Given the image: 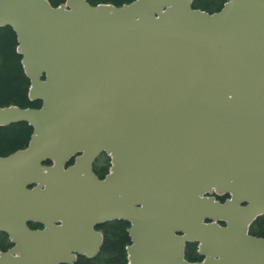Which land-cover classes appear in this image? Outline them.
<instances>
[{
    "label": "water",
    "instance_id": "obj_1",
    "mask_svg": "<svg viewBox=\"0 0 264 264\" xmlns=\"http://www.w3.org/2000/svg\"><path fill=\"white\" fill-rule=\"evenodd\" d=\"M195 1L0 0L29 98L43 101L0 107V126L34 128L0 156V230L15 241L0 264H71L84 227L115 219L131 224L129 264H264V237L249 233L264 213V0L213 12ZM102 150L108 177L77 181ZM62 175L64 224L31 229L28 184L48 181L56 196ZM192 241L202 261L186 259Z\"/></svg>",
    "mask_w": 264,
    "mask_h": 264
},
{
    "label": "flooded vegetation",
    "instance_id": "obj_2",
    "mask_svg": "<svg viewBox=\"0 0 264 264\" xmlns=\"http://www.w3.org/2000/svg\"><path fill=\"white\" fill-rule=\"evenodd\" d=\"M224 2H223V5H224ZM261 96L263 97L262 103L264 104V94ZM40 101L42 105L43 101L42 100ZM261 117L263 118V122H264V108L261 110ZM10 125L11 124L4 125L3 127L10 126ZM31 128L32 130H31L28 142L24 144L22 147L17 148L16 150L26 148L29 145L31 138H32V134L34 132V128L32 126ZM16 150H13L6 154H0V156L9 155ZM84 154L85 153L83 151L76 152L74 155L71 156L68 162L63 165V169H68L72 166H76L78 162L80 163V161H82ZM54 164H55V161L52 158H48L43 162V165L45 167H50V166H53ZM112 166H113L112 153L106 150H102L94 158L92 163L89 164V166L86 165V163L81 165V168L76 177V180L79 182H86L85 185H87L88 183H90L88 176L92 173L96 175L98 179L104 180L112 172ZM49 185L50 184L48 181L42 183L41 181L35 178V179H32V181L27 186V188L33 192L29 197L30 213L28 214L29 216L26 217L25 222H26V225L33 230L46 229L47 228L46 218H51L53 215H58V218L55 220L56 224L58 225L64 224V220L61 218L65 210L64 175H62L61 177H58V182H57L58 189H57L56 196H54V194L49 189ZM215 196L217 199L221 201H225L228 197H230V194H225L221 196L215 194ZM263 216H264V213L259 215L251 223L250 228H249L250 234L254 236L264 237V235L255 233V226L258 223L259 218ZM115 220H118V219H115ZM122 220H125V219H122ZM112 221L114 220L102 221L100 223H96L91 226L87 224L86 227L83 226L84 233H83V237L80 238L82 242V246H81L82 252L74 251V254L76 255V259L71 264H94L95 260H97L102 253V247H103V244L107 236V230L110 227V223ZM126 221L129 222L128 220ZM205 221L210 222V220H205ZM218 223L224 226L226 225V223L223 220L218 221ZM130 225L126 226L128 233H129L128 229ZM99 242H101L100 245H98ZM14 246H15V241L11 233L8 231L0 230V251L2 252L9 251ZM14 255L17 257L23 256L21 254H15V253ZM185 257L186 259L190 261H202L205 258V256L201 254L199 241L187 242L186 247H185Z\"/></svg>",
    "mask_w": 264,
    "mask_h": 264
},
{
    "label": "trees",
    "instance_id": "obj_3",
    "mask_svg": "<svg viewBox=\"0 0 264 264\" xmlns=\"http://www.w3.org/2000/svg\"><path fill=\"white\" fill-rule=\"evenodd\" d=\"M60 5L66 0H50ZM92 4L112 3L122 5L133 0H88ZM225 0H196L194 7L210 12L220 10ZM31 79L26 74L22 55L18 52V36L11 26L0 27V107L19 105L40 107V100H30ZM31 126L26 121L0 126V154H6L28 142ZM126 220L118 219L110 223L100 257L94 264H129L127 245L131 243ZM255 233L264 235V216L259 218Z\"/></svg>",
    "mask_w": 264,
    "mask_h": 264
}]
</instances>
